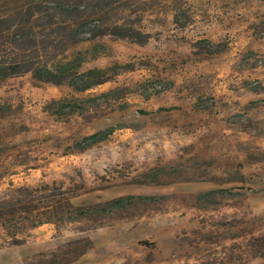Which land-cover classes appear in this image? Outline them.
<instances>
[{"label":"rangeland","instance_id":"374dc122","mask_svg":"<svg viewBox=\"0 0 264 264\" xmlns=\"http://www.w3.org/2000/svg\"><path fill=\"white\" fill-rule=\"evenodd\" d=\"M106 1V16L146 43L106 35L56 59L126 66L108 81L78 92L30 73L0 80V264L83 236L92 247L67 264H264V0ZM116 87L83 114L52 110ZM109 125L105 140L73 149ZM123 195L157 199L69 217Z\"/></svg>","mask_w":264,"mask_h":264},{"label":"trees","instance_id":"16d2710c","mask_svg":"<svg viewBox=\"0 0 264 264\" xmlns=\"http://www.w3.org/2000/svg\"><path fill=\"white\" fill-rule=\"evenodd\" d=\"M110 3L106 0H2L0 2V80L30 73L42 82L55 85L68 84L78 92H85L108 81L122 67L114 65L108 69L89 68L81 71L79 56L71 59H56L71 45L98 39L106 35L127 38L132 42L144 44L149 35L132 26L117 24L106 16ZM194 45L203 47L206 53L223 51L222 43L199 40ZM53 50L54 56L47 57ZM44 57V58H43ZM260 86L252 90L259 92ZM122 88L116 87L98 94L55 102L52 110L58 114H83L89 107H98L119 97ZM239 121L243 115L235 114ZM114 131V126H105L83 136L73 144V149L82 151L93 144L105 140ZM156 179L158 172L152 174ZM155 181V180H154ZM224 189L201 192L197 200L213 193H223ZM152 195H123L104 203L86 208L72 207L69 217L91 219L98 215L107 216L117 209H123L133 200L154 201ZM74 215V216H72ZM260 238H264L261 236ZM250 241V240H249ZM251 243V242H249ZM93 243L87 236L68 240L54 249L41 251L22 258L23 264H67L86 253ZM250 245V244H249ZM264 256V251L258 252Z\"/></svg>","mask_w":264,"mask_h":264}]
</instances>
